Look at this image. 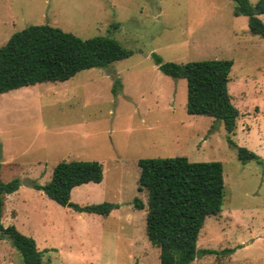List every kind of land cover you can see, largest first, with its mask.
<instances>
[{"label": "rangeland", "instance_id": "1", "mask_svg": "<svg viewBox=\"0 0 264 264\" xmlns=\"http://www.w3.org/2000/svg\"><path fill=\"white\" fill-rule=\"evenodd\" d=\"M255 2L256 0H250ZM233 0H0V46L30 24L82 38L111 35L128 57L0 93L1 178H19L5 197L2 223L34 239L45 264H159L147 239V192L137 189L140 158L182 155L220 161L222 209L205 217L190 264H264V161H240L221 121L187 113L186 80L163 74V61L232 60L227 82L239 115L238 146L264 159V38L250 33ZM260 19L264 22V14ZM116 89L113 90L115 81ZM61 160H97L100 182L70 191L80 206L116 203L107 216L60 205L29 182L44 184ZM0 264H24L0 237Z\"/></svg>", "mask_w": 264, "mask_h": 264}, {"label": "trees", "instance_id": "2", "mask_svg": "<svg viewBox=\"0 0 264 264\" xmlns=\"http://www.w3.org/2000/svg\"><path fill=\"white\" fill-rule=\"evenodd\" d=\"M234 15H245L250 33L264 38V0H233ZM132 50L111 35L82 38L49 24H30L12 33L0 46V93L44 81H64L78 71L105 66L128 57ZM151 57L165 75L186 80L187 113L213 117L222 122L226 140L236 148L237 158L245 162L264 159L244 146L236 145L231 136L239 115L231 102L227 82L232 60L200 59L188 62L163 61ZM118 80L113 85L116 89ZM137 189L147 192L146 203L135 197L133 206L145 208L144 232L149 242L159 249V264H190L197 254H216L211 248H196V240L206 216L218 214L222 207L224 178L220 161H190L186 156L140 158ZM102 164L97 160H61L44 184H29L60 205L75 210L107 216L116 203L104 201L80 206L69 201L73 187L100 182ZM20 180L1 178L0 162V237L15 246L24 264H45L33 238L14 225L2 223L5 197L16 191Z\"/></svg>", "mask_w": 264, "mask_h": 264}, {"label": "crops", "instance_id": "3", "mask_svg": "<svg viewBox=\"0 0 264 264\" xmlns=\"http://www.w3.org/2000/svg\"><path fill=\"white\" fill-rule=\"evenodd\" d=\"M260 16V15H259Z\"/></svg>", "mask_w": 264, "mask_h": 264}]
</instances>
